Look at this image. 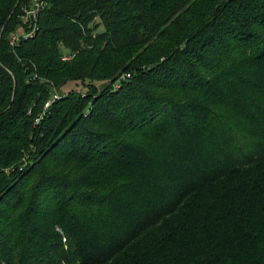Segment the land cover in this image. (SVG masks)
<instances>
[{
    "label": "trees",
    "instance_id": "1",
    "mask_svg": "<svg viewBox=\"0 0 264 264\" xmlns=\"http://www.w3.org/2000/svg\"><path fill=\"white\" fill-rule=\"evenodd\" d=\"M30 1L0 0V264H264V0H45L12 44ZM64 56L129 76L53 100Z\"/></svg>",
    "mask_w": 264,
    "mask_h": 264
},
{
    "label": "rangeland",
    "instance_id": "2",
    "mask_svg": "<svg viewBox=\"0 0 264 264\" xmlns=\"http://www.w3.org/2000/svg\"><path fill=\"white\" fill-rule=\"evenodd\" d=\"M199 8H206L207 6H209L210 3L207 2V0H201L199 2ZM97 20V19H96ZM102 28V25L99 26L98 31H100V29ZM70 58V57H69ZM121 58V56H117L116 57H110L107 60H101L100 63H97L95 66H93V62L91 63L90 66L86 67L84 69V71H88L91 68H93L91 75H94L96 77L94 78H85L83 81L82 80H73L72 77L76 75V73L78 72V65L76 63H70L71 62V58L68 61V66L66 67V70L64 71V73L58 75L56 77L57 80H61L63 82H65V84H63L62 86L56 88L55 86H53V89H51V98H54L56 95H59L61 93H63L62 91L64 90H76L78 92H85L88 89L87 85H92L94 87H96L98 90H101L102 88H104L105 86L111 85L115 88L117 87V85H115L119 80H124L125 78L128 77H124L121 78V75L119 74L117 76L118 79L111 81L109 80L110 76L115 72V68L118 69V67L120 66L121 62L119 61ZM123 61V60H122ZM90 68V69H88ZM86 76V75H85ZM61 92V93H60ZM52 101H50L49 103H51ZM46 106L44 107V109L41 111L42 115H44V111H45ZM26 153V152H25ZM18 162L17 165H23L22 162H24L26 164V162H30V155L28 153L25 154V156L23 157V159L21 160H17ZM14 166L10 165V168H7L5 170L6 175L8 176V174L10 175L11 172L12 174L15 173L14 171ZM22 167H18V170H21ZM13 183H15V179L12 180Z\"/></svg>",
    "mask_w": 264,
    "mask_h": 264
},
{
    "label": "built area",
    "instance_id": "3",
    "mask_svg": "<svg viewBox=\"0 0 264 264\" xmlns=\"http://www.w3.org/2000/svg\"><path fill=\"white\" fill-rule=\"evenodd\" d=\"M45 0H31L27 7H24L23 13L21 15V22L19 28L11 35V43L16 44L20 37H29L33 36L35 30L38 29L37 19L41 10L45 7ZM70 56H64L63 60H68ZM127 75H121V78H124ZM57 97V95L55 96ZM54 100V98H53ZM50 102V101H49ZM49 102H46L44 105L47 107Z\"/></svg>",
    "mask_w": 264,
    "mask_h": 264
}]
</instances>
